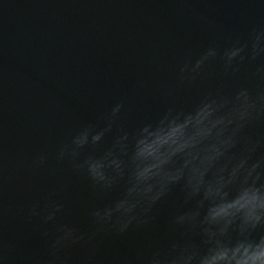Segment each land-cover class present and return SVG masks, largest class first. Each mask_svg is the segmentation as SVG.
I'll return each mask as SVG.
<instances>
[{"label": "water", "instance_id": "water-1", "mask_svg": "<svg viewBox=\"0 0 264 264\" xmlns=\"http://www.w3.org/2000/svg\"><path fill=\"white\" fill-rule=\"evenodd\" d=\"M261 28L264 0H0V244L7 246L0 264L47 260L61 225L85 236L61 250L63 264H136L176 239L183 229L173 230L172 218L195 206L180 185L153 206L154 221L116 234L98 230L90 213L121 198L127 170L104 190L75 165L102 155L123 132L130 153L136 130L169 108L189 111L210 94L264 88V55L252 59L250 48ZM237 41L249 47L226 68L223 52ZM209 47L219 54L182 81L181 68ZM117 104L98 144L58 159L84 128L103 129ZM246 133L264 136V124ZM54 204L62 207L45 222Z\"/></svg>", "mask_w": 264, "mask_h": 264}, {"label": "clouds", "instance_id": "clouds-1", "mask_svg": "<svg viewBox=\"0 0 264 264\" xmlns=\"http://www.w3.org/2000/svg\"><path fill=\"white\" fill-rule=\"evenodd\" d=\"M248 47L249 43L237 41L226 48L225 67H232L237 57L243 60ZM250 48L252 59L264 55V28L253 29ZM218 54L215 47H209L191 67L185 64L181 68L180 79H195L202 66ZM260 73L264 75V66ZM121 107H113L103 129L97 131L89 125L73 137L75 147L63 146L58 159L69 153L75 158L77 149L89 142L98 144L111 130ZM261 124L264 88L256 92L241 88L232 97L205 96L189 111L169 108L155 124L146 123L136 130L130 153L129 134L123 132L102 155H90L75 165L86 169L93 186L104 190L111 189L127 170L123 195L93 209V222L98 230L107 228L116 234L150 224L155 220L153 206L180 185L185 203L195 199L193 208L172 218V229L183 231L166 248L139 257L136 264H264V151L260 150L264 136L254 138L246 133ZM44 159L41 156L37 163ZM61 207L52 205L45 222ZM32 214H36L35 208ZM57 232L60 234L49 245V258L34 264H63L61 250L85 239L66 225ZM6 247L0 244V259H6Z\"/></svg>", "mask_w": 264, "mask_h": 264}]
</instances>
